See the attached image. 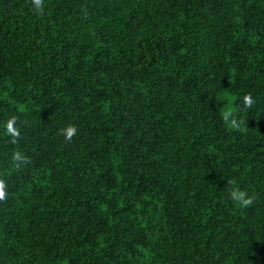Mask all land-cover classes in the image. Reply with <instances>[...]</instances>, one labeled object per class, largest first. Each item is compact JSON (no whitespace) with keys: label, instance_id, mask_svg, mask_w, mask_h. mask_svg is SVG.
<instances>
[{"label":"trees","instance_id":"obj_1","mask_svg":"<svg viewBox=\"0 0 264 264\" xmlns=\"http://www.w3.org/2000/svg\"><path fill=\"white\" fill-rule=\"evenodd\" d=\"M0 184V264H264V0H0Z\"/></svg>","mask_w":264,"mask_h":264},{"label":"clouds","instance_id":"obj_2","mask_svg":"<svg viewBox=\"0 0 264 264\" xmlns=\"http://www.w3.org/2000/svg\"><path fill=\"white\" fill-rule=\"evenodd\" d=\"M244 100H245L246 104L249 105V106L253 103L251 95L245 96ZM230 115H231V113H225V117L224 118L228 119ZM14 119L15 118H12V119L7 121V130H8V132L11 135L16 136L19 133H18L17 129L14 127ZM241 123H243V121H241ZM231 125L232 126H239L237 118L232 117ZM75 131H76V129H75L74 126H69L66 129H64V132H65L66 136L69 137V138L75 133ZM15 158L17 160L21 159L19 154H17V156ZM3 195H4L3 184H0V198H2ZM229 197H230V199H232V200H234V201H236L239 204L244 205V206H246V205H248V204H250L252 202V197L245 190H242V189H240L238 187H234L230 191Z\"/></svg>","mask_w":264,"mask_h":264}]
</instances>
